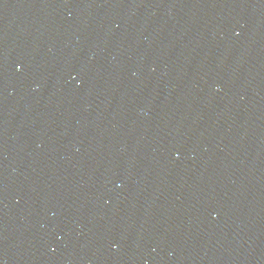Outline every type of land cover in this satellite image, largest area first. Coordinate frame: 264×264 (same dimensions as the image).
<instances>
[{
    "label": "water",
    "instance_id": "obj_1",
    "mask_svg": "<svg viewBox=\"0 0 264 264\" xmlns=\"http://www.w3.org/2000/svg\"><path fill=\"white\" fill-rule=\"evenodd\" d=\"M0 264H264V0H0Z\"/></svg>",
    "mask_w": 264,
    "mask_h": 264
}]
</instances>
